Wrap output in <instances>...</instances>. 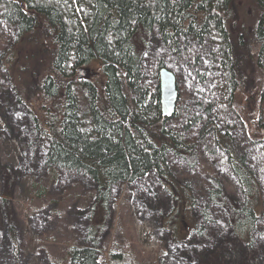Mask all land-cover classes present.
<instances>
[{
	"label": "trees",
	"instance_id": "1",
	"mask_svg": "<svg viewBox=\"0 0 264 264\" xmlns=\"http://www.w3.org/2000/svg\"><path fill=\"white\" fill-rule=\"evenodd\" d=\"M238 2L0 0V26L11 31V37L0 43V73L8 75L18 104L41 101L36 112L29 114L30 147L35 154L43 151L44 165L50 172L78 175L93 190V201L87 208L91 245H73L64 264H99L95 236L108 217L113 188L152 171L173 197L176 210L169 215L168 223L174 224L178 218L183 224L177 241L196 232L189 212L197 201L190 187L172 174L169 158L196 157L195 144L186 133L192 132L201 119H189L184 130L168 125L170 119L161 111L160 83L154 88L147 84L146 60L157 41L160 56L167 49L180 58L193 49V64L217 61L231 95L230 103L244 117L246 109L235 99L240 85L239 49L250 48V44H244L246 31L253 30L251 40H258L255 45L264 74V0L249 2L254 8L249 17L247 11L241 16ZM253 15V24L248 25L245 18ZM240 20L244 22L240 23L241 32L236 28ZM194 46L198 52H194ZM154 62L157 77L161 68L175 73L178 65L164 57H156ZM80 67L94 71L90 70L88 78L79 79ZM33 78L40 79L38 93L30 91L29 85L20 87L19 83L29 79L31 84ZM255 105L262 114L257 118L261 132L256 143L264 142V100ZM181 110L178 105L173 118L180 117ZM211 130L227 153L244 201L226 204L218 178L212 179L210 201L226 209L232 232L248 250L255 241L254 231L264 221L261 185L246 157L235 152L231 133L220 131L218 124L208 121L202 137ZM11 193L4 191L2 200L10 201ZM261 235L264 238V231ZM11 237L16 242L13 231ZM110 264L141 263L133 251L121 248L110 252Z\"/></svg>",
	"mask_w": 264,
	"mask_h": 264
},
{
	"label": "rangeland",
	"instance_id": "2",
	"mask_svg": "<svg viewBox=\"0 0 264 264\" xmlns=\"http://www.w3.org/2000/svg\"><path fill=\"white\" fill-rule=\"evenodd\" d=\"M249 2L252 0H239L241 16L243 11L248 12V17L252 13L254 8L249 7ZM253 18L254 15L245 18V22L252 25ZM238 23L236 28L241 32L240 23L244 22ZM251 32V29L246 31L244 43L250 44V48L239 49L240 85L235 97L246 109L244 117L230 103L231 95L217 61L205 60L202 66L195 65L190 58L193 49L180 58L172 56L167 49L160 56V46L155 42L146 60L150 87L160 83L156 57L178 62L175 75L182 110L181 116L171 118L168 125L184 130L189 119H201L192 132L186 133L195 144L196 157L187 160L171 155L169 158L172 174L182 185L190 187L197 201L194 210L189 212L197 233L188 238L182 235L184 240L177 241L184 231L183 224L178 218L174 224L168 223L169 215L176 210L173 197L152 171L144 178L113 188L103 230L94 235L98 241L99 264H110V252L121 248L133 251L141 264H264L261 235L264 221L259 222L254 231V244L247 250L232 232L226 209L210 201L213 178L221 182L226 204L242 203L244 195L215 131H209L204 137L201 134L208 121L218 124L220 131L231 133L235 152L246 157L260 182L264 210V142L256 143L260 139L257 118L261 113L255 105L264 100V74L255 45L258 40H251ZM10 37V29L0 26V43L4 44ZM194 47V52H198ZM28 83L26 79L24 84H19L20 87L29 85L33 93H38L42 86L38 78ZM40 105L39 99L18 104L8 75L0 73V264H64L73 245H91L87 210L93 201L91 185L78 175L50 172L44 165L43 151L35 154L30 147L29 114L36 112ZM10 190V201H3V192Z\"/></svg>",
	"mask_w": 264,
	"mask_h": 264
},
{
	"label": "water",
	"instance_id": "3",
	"mask_svg": "<svg viewBox=\"0 0 264 264\" xmlns=\"http://www.w3.org/2000/svg\"><path fill=\"white\" fill-rule=\"evenodd\" d=\"M79 79H86L91 71L88 67H80L77 69ZM160 77V102L161 111L164 118L171 119L176 113L179 102V89L177 78L167 67H163L159 71Z\"/></svg>",
	"mask_w": 264,
	"mask_h": 264
}]
</instances>
